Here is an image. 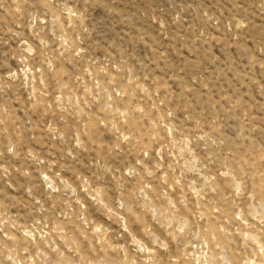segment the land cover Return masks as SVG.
Masks as SVG:
<instances>
[{"label": "rangeland", "instance_id": "obj_1", "mask_svg": "<svg viewBox=\"0 0 264 264\" xmlns=\"http://www.w3.org/2000/svg\"><path fill=\"white\" fill-rule=\"evenodd\" d=\"M0 264H264V0H0Z\"/></svg>", "mask_w": 264, "mask_h": 264}]
</instances>
